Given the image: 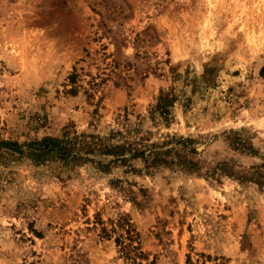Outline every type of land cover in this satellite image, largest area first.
Segmentation results:
<instances>
[{"label": "rangeland", "instance_id": "obj_1", "mask_svg": "<svg viewBox=\"0 0 264 264\" xmlns=\"http://www.w3.org/2000/svg\"><path fill=\"white\" fill-rule=\"evenodd\" d=\"M263 65L264 0H0L1 140L169 150L109 169L0 152V264H127L128 243L142 264H264L262 159L235 147L264 148Z\"/></svg>", "mask_w": 264, "mask_h": 264}, {"label": "trees", "instance_id": "obj_2", "mask_svg": "<svg viewBox=\"0 0 264 264\" xmlns=\"http://www.w3.org/2000/svg\"><path fill=\"white\" fill-rule=\"evenodd\" d=\"M260 75L264 78V65L260 70ZM176 98L173 91L163 90L159 103L154 110L155 118L157 116L165 119L169 118L173 112ZM88 136H90L88 133L81 135L75 133L72 135L70 130H65L62 134L48 136L25 144L0 139V152L5 149L12 150L20 153L22 156L30 157L38 163H43L50 159H59L67 164H78L96 161V158L100 157L98 162L106 169H109L116 161L125 163L138 157H143L147 160L149 156L153 155H155V161L167 162L163 153H167L169 150L163 152L160 148L153 149L152 146L149 149L145 147L142 149L137 145L134 146L132 143L119 144L115 135L102 140L101 144H99L95 136L92 137V140H89ZM235 147L236 149L248 151L250 154L259 156L262 159V163L253 166V176L249 179H256L259 182L261 179H264V148H256L251 143L247 145L241 138L236 139ZM185 162L191 163L188 160ZM244 177L241 176V178ZM131 241H133L132 237ZM122 248L127 253V264H142L141 260L148 259V255L141 250V247L134 246L132 243L123 244Z\"/></svg>", "mask_w": 264, "mask_h": 264}]
</instances>
